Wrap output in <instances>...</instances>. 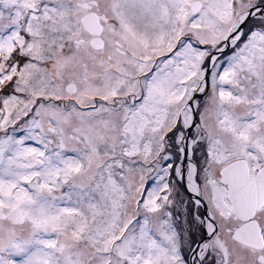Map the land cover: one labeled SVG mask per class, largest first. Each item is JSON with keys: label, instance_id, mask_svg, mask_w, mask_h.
Here are the masks:
<instances>
[{"label": "snow or ice", "instance_id": "1", "mask_svg": "<svg viewBox=\"0 0 264 264\" xmlns=\"http://www.w3.org/2000/svg\"><path fill=\"white\" fill-rule=\"evenodd\" d=\"M0 264H264V0H0Z\"/></svg>", "mask_w": 264, "mask_h": 264}]
</instances>
